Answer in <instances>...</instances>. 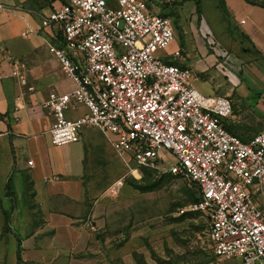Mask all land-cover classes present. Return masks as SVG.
I'll list each match as a JSON object with an SVG mask.
<instances>
[{
    "label": "built area",
    "instance_id": "built-area-1",
    "mask_svg": "<svg viewBox=\"0 0 264 264\" xmlns=\"http://www.w3.org/2000/svg\"><path fill=\"white\" fill-rule=\"evenodd\" d=\"M41 24L59 26L50 50L73 83L43 102L54 118L52 142L64 146L79 141L84 127L99 128L137 172L163 168L171 152L176 162L164 170L201 192L179 213L206 216L216 256L264 264V210L254 200L264 186V129L250 141L229 132L224 119L233 113L232 100L200 93L190 68L157 55L176 37L171 18L149 0H69L42 15ZM12 60L14 75L27 85L26 65ZM79 105L88 112L69 118Z\"/></svg>",
    "mask_w": 264,
    "mask_h": 264
},
{
    "label": "crops",
    "instance_id": "crops-1",
    "mask_svg": "<svg viewBox=\"0 0 264 264\" xmlns=\"http://www.w3.org/2000/svg\"><path fill=\"white\" fill-rule=\"evenodd\" d=\"M68 1L0 0V264H136L134 252L143 253L154 264L144 247L133 249V239L114 243L108 221L110 189L117 184L122 188V178L104 186L97 170L86 172L90 167L87 145L85 150L80 148L74 168L61 153L68 145L50 142L54 118L43 102L52 87L67 92L73 83L61 89L59 62L44 51L45 45L57 44L60 28L42 26L41 16ZM244 2L225 0L248 37L247 57H241L248 61L242 66L243 75L226 72L218 58L222 55L197 49L189 41L185 54L177 43L176 48L171 50L170 45L163 51V59L190 68L193 79L196 73L207 74L211 69L224 75L232 85L220 96L229 97L233 105L224 125L250 141L264 129V8ZM150 5L160 14L152 0ZM237 7L249 14L237 16ZM177 51L180 56L175 55ZM13 58L26 65L27 85L14 75ZM87 112L79 105L67 116L76 119ZM86 128L102 132L112 146L111 136L96 127H84L81 139L85 141ZM254 200L264 210V186Z\"/></svg>",
    "mask_w": 264,
    "mask_h": 264
},
{
    "label": "rangeland",
    "instance_id": "rangeland-1",
    "mask_svg": "<svg viewBox=\"0 0 264 264\" xmlns=\"http://www.w3.org/2000/svg\"><path fill=\"white\" fill-rule=\"evenodd\" d=\"M200 1L202 15L197 12L196 0H152L160 14L171 18L175 26L177 35L170 49L176 48L178 43L183 55L189 41L197 49L222 55L218 58L226 72L243 75L242 66L245 68L248 61L241 57H247L244 49L249 44L242 28L224 0ZM240 1L245 3L244 0ZM252 1L264 4V0ZM235 9L239 17L249 14L238 7ZM44 51L54 56L49 46L45 45ZM163 51L157 52L161 58ZM192 83L203 94L215 96L224 95L232 85L216 69L203 75L196 73ZM217 84H220L218 88ZM70 86L71 80L62 73L61 89ZM52 88L54 90L55 87ZM211 89L217 90L210 93ZM85 131V141L81 139L67 144L61 153L76 168L80 148L85 150L87 145L90 167L86 172L97 170L95 174H98L104 186L122 178V188H118L117 184L114 186L116 194H110L108 221L112 223L110 231L114 232L115 245L133 239V249L144 247L154 264H241L240 258H222L214 254L208 221L202 212L179 213V209L193 203L198 191L192 182L164 170L176 162L171 152L165 151L163 168L137 172L129 155L120 156L102 132L95 128H86ZM50 142L54 145L52 140ZM105 197L108 198L107 195Z\"/></svg>",
    "mask_w": 264,
    "mask_h": 264
},
{
    "label": "trees",
    "instance_id": "trees-1",
    "mask_svg": "<svg viewBox=\"0 0 264 264\" xmlns=\"http://www.w3.org/2000/svg\"><path fill=\"white\" fill-rule=\"evenodd\" d=\"M224 1H225V0H224ZM245 1H246L247 3L252 4V5H258V6L264 8V4H261V3H258V2L252 1V0H245ZM196 8H197V12H198V14H199V15H202V14H203V10H202V5H201V1H200V0H196ZM163 16H165V15H163ZM244 37H245V38H248L245 34H244ZM173 64H174V63H173ZM144 169H151V168L143 167V168H141V172H144ZM169 174H171V173H169ZM171 175H173V174H171ZM174 176H176V175H174ZM178 177H179V176H178ZM186 180H187V179H186ZM188 181H189V180H188ZM190 182H191V181H190ZM192 183H193V182H192ZM193 184L196 186L197 191H198V197H196V198L194 199V201H193V203H194V202H197V201L200 200V198H201V192H200L199 187H198L195 183H193ZM134 258H135L136 264H149V263L146 261L144 255L141 254V253L135 252V253H134ZM157 262H158V260H157ZM158 264H165V263L158 262Z\"/></svg>",
    "mask_w": 264,
    "mask_h": 264
}]
</instances>
